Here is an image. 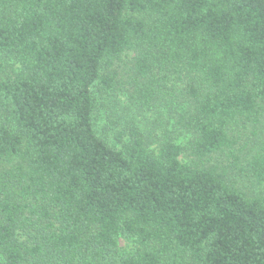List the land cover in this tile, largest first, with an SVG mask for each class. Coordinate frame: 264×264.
Instances as JSON below:
<instances>
[{
  "label": "trees",
  "instance_id": "trees-1",
  "mask_svg": "<svg viewBox=\"0 0 264 264\" xmlns=\"http://www.w3.org/2000/svg\"><path fill=\"white\" fill-rule=\"evenodd\" d=\"M262 184L264 0H0V264H264Z\"/></svg>",
  "mask_w": 264,
  "mask_h": 264
},
{
  "label": "rangeland",
  "instance_id": "rangeland-1",
  "mask_svg": "<svg viewBox=\"0 0 264 264\" xmlns=\"http://www.w3.org/2000/svg\"><path fill=\"white\" fill-rule=\"evenodd\" d=\"M128 59H130L129 56L124 57V61L119 62L120 65L118 67V70L121 71V76L124 74V68ZM177 86L180 92L181 85L179 84ZM117 93L119 94L108 95L104 91L101 92L98 86L95 88V95L98 105V114L95 123L100 131L101 129L103 130L101 131V134L103 133L108 140L117 143L118 139L116 137V132L125 128L127 124H131L130 122L132 121H134L132 122L134 124L137 123V125H139L144 131L148 130L150 124H154L156 122H164L170 127V129L175 128V131L178 129V127L175 125V121L177 118L175 106L163 107L161 110H159L164 113V115H160L161 113L157 111L143 114L134 109L130 100L126 97L123 91L120 90ZM114 97H116L118 101H116ZM189 138V134H180V136H178L177 141L180 144L185 145ZM115 145L120 146L119 144ZM150 145L151 148L155 147L153 143H150ZM181 159L185 162H190V158L186 154L181 155ZM249 184L250 183H248V185ZM250 189L254 190V187H250ZM256 189L264 191V185L262 184V186ZM132 247L133 244L128 242L127 240L122 239L120 241L121 251H128L132 249Z\"/></svg>",
  "mask_w": 264,
  "mask_h": 264
}]
</instances>
